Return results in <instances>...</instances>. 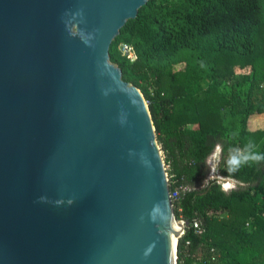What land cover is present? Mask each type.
Listing matches in <instances>:
<instances>
[{"label": "water", "instance_id": "obj_1", "mask_svg": "<svg viewBox=\"0 0 264 264\" xmlns=\"http://www.w3.org/2000/svg\"><path fill=\"white\" fill-rule=\"evenodd\" d=\"M146 1L0 0V264H175L187 222L108 59Z\"/></svg>", "mask_w": 264, "mask_h": 264}, {"label": "trees", "instance_id": "obj_2", "mask_svg": "<svg viewBox=\"0 0 264 264\" xmlns=\"http://www.w3.org/2000/svg\"><path fill=\"white\" fill-rule=\"evenodd\" d=\"M132 47L129 62L118 51ZM122 81L141 93L165 167L172 213L187 227L175 264H264V162L224 192L207 157L251 140L264 152V0H147L108 48ZM176 68V69H175ZM195 225V226H194ZM211 258H213L211 260Z\"/></svg>", "mask_w": 264, "mask_h": 264}, {"label": "clouds", "instance_id": "obj_3", "mask_svg": "<svg viewBox=\"0 0 264 264\" xmlns=\"http://www.w3.org/2000/svg\"><path fill=\"white\" fill-rule=\"evenodd\" d=\"M227 157L223 159L227 176L218 177V183L224 192H228L235 188L233 181L234 175L244 167H252L264 162V152L257 150V146L251 140L247 141L243 146H231L227 150ZM224 148L217 145L214 151L207 157V164L210 168V175H215L223 157ZM159 206L154 211L155 214L160 213Z\"/></svg>", "mask_w": 264, "mask_h": 264}, {"label": "rangeland", "instance_id": "obj_4", "mask_svg": "<svg viewBox=\"0 0 264 264\" xmlns=\"http://www.w3.org/2000/svg\"><path fill=\"white\" fill-rule=\"evenodd\" d=\"M176 69V68H175ZM248 129L249 130H258V129H264V117H260V116H253L252 118H250L249 120H248ZM158 146V145H157ZM159 147V146H158ZM160 154H161V151H160ZM161 157H162V154H161ZM206 163H207V161H206ZM208 165V164H207ZM164 169H165V167H164ZM208 171H209V173H208V175H207V178L206 179H217L216 181H217V183H218V176H217V174H215V175H210V168H209V166H208ZM167 179V178H166ZM219 184V183H218ZM236 185V184H235ZM219 186H220V184H219ZM236 187V186H235ZM221 188V187H220ZM176 195V194H175ZM174 194H169V198H170V202H171V199H173L174 198V196H175ZM175 220V219H174ZM180 222L182 221V220H179ZM183 231H184V227H183V229H182ZM183 233V232H182ZM202 254H204V252L202 253L201 252V250L200 251H197L195 254H194V256H195V263L194 264H198L199 263V261H200V257L202 256ZM201 255V256H200ZM176 257V256H175ZM213 258H211V260H212Z\"/></svg>", "mask_w": 264, "mask_h": 264}, {"label": "built area", "instance_id": "obj_5", "mask_svg": "<svg viewBox=\"0 0 264 264\" xmlns=\"http://www.w3.org/2000/svg\"><path fill=\"white\" fill-rule=\"evenodd\" d=\"M118 51L119 54L126 58L129 62H133L135 60V55L131 46L121 43L118 45Z\"/></svg>", "mask_w": 264, "mask_h": 264}, {"label": "bare ground", "instance_id": "obj_6", "mask_svg": "<svg viewBox=\"0 0 264 264\" xmlns=\"http://www.w3.org/2000/svg\"><path fill=\"white\" fill-rule=\"evenodd\" d=\"M177 223H175V222H173V224H172V229H173V231H178L177 229Z\"/></svg>", "mask_w": 264, "mask_h": 264}, {"label": "crops", "instance_id": "obj_7", "mask_svg": "<svg viewBox=\"0 0 264 264\" xmlns=\"http://www.w3.org/2000/svg\"><path fill=\"white\" fill-rule=\"evenodd\" d=\"M258 116H260V117H264V114H260V115H258Z\"/></svg>", "mask_w": 264, "mask_h": 264}]
</instances>
